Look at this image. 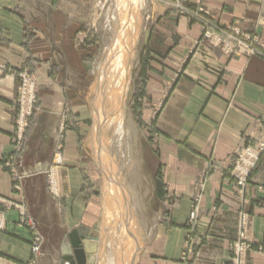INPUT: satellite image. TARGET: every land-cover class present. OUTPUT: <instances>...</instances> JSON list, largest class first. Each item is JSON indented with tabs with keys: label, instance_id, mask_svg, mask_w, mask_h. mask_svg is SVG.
<instances>
[{
	"label": "crops",
	"instance_id": "obj_1",
	"mask_svg": "<svg viewBox=\"0 0 264 264\" xmlns=\"http://www.w3.org/2000/svg\"><path fill=\"white\" fill-rule=\"evenodd\" d=\"M198 2L185 1L192 10ZM202 5L214 33H239L259 41L261 49L224 54L200 42L199 23L163 6L148 41L157 56L149 61L153 66L140 100L143 124H152L157 134L151 140L157 171L140 191L149 204H159L160 216L145 233L137 264H182L186 223L195 208L196 253L187 264H229L242 216L249 219V237L264 250V151L244 188L231 177L235 155L251 143H264V0H202ZM29 24L31 32L19 0H0V205L26 204L46 238L39 264H61L62 254L74 251L73 237L83 240L85 250L89 235L103 232L98 182L103 172L85 147L89 115L81 81L87 80L88 49L76 42L77 29L68 20ZM25 66L37 79V111L27 130H20L26 125L17 75ZM52 168L60 176L63 201L49 194L46 176ZM4 219L0 264H27L32 231L19 225L15 210L4 211ZM248 264H264V254L253 252Z\"/></svg>",
	"mask_w": 264,
	"mask_h": 264
},
{
	"label": "rangeland",
	"instance_id": "obj_2",
	"mask_svg": "<svg viewBox=\"0 0 264 264\" xmlns=\"http://www.w3.org/2000/svg\"><path fill=\"white\" fill-rule=\"evenodd\" d=\"M185 1L187 0H145L144 6L138 13L140 22L138 23L137 34L135 36L136 41L133 46V57L130 62L129 88L125 102V119H123L124 135L127 134L128 136L125 135L122 138L123 140L121 139L118 144L116 142V138L118 137L114 134H109L110 136L106 134L105 146L111 157L107 161L112 162L115 172L119 175L113 178L116 182L120 180L122 187L124 186L125 188L127 198H129L131 192L133 193L135 191V196L132 197L130 195L131 198H129L127 204L129 210L131 209L129 214L133 220L134 240L137 241V245L140 248V255L145 243H147V239L144 237L145 233L156 224L155 221L160 216L159 204L156 202L149 204L142 197L143 191H140L151 183L157 171L155 144L151 142L153 138L157 137V134L152 124H150L151 126H144L142 118L144 109L140 100L144 97L143 88L147 81V72L153 66L149 61L157 56L148 47V41L151 32L154 30L160 18V12L163 6L165 7L166 5L167 7L173 8L180 13V16H187L194 22L199 23L203 30L200 42L208 43L212 48L220 49L224 54L233 56L251 55L259 53L261 49L257 46L259 41L244 37L239 33L233 35L227 32V35L224 36L220 32H217L220 35L217 36V33L213 31L214 27L209 26L211 21L208 18L209 15L206 10L203 8L202 0H199L198 7L194 10L187 7ZM118 4V0H19V7L23 8L24 18L29 32H31L29 23L32 21L47 24L52 22L66 23L68 20L77 29L75 35L76 42L78 44L81 42L88 49L86 52L88 53L86 68L87 80L84 83L82 79L81 85L87 89V112L89 115V129L87 131L85 147L89 155V161L94 165L98 162L95 159L93 147L94 108L99 97V82L104 71V65L116 35L117 25L115 23V14L118 11L116 9L120 8ZM17 77L20 82L17 96V103L20 107L19 114L24 116L23 119H25L26 125L23 127V124H20L19 126L20 130H27L25 128L27 127V121L37 111L38 84L36 76L29 66H25V68L20 70ZM34 96L36 99L33 101ZM74 127L73 120L71 128L73 129ZM144 138L148 142H145ZM21 140L22 137H20L19 142ZM262 144L260 146L259 142L249 144L247 148L238 152L232 160L231 177L241 188L246 186L251 174L257 168ZM150 148L152 150L151 152ZM62 150V144H56L58 154ZM53 170L52 168L46 176L49 194L57 201H63L65 196L58 181L60 176H58V173L55 174ZM99 177L100 180L98 182L100 184L102 183L101 189L104 206L106 176L103 173V177L101 175ZM156 177L158 178V176ZM157 182L159 181L157 180ZM87 184H91L89 180ZM9 210L18 212L19 225L29 227L32 231L33 236L30 243L32 259L27 264H39L38 261L42 257L46 243L41 226L31 216L29 217L26 204L25 206L15 207L2 203L0 205V232L5 231L6 221L4 219V211ZM166 214L169 215L170 212L163 213V215ZM196 219L197 209L195 208L186 223L189 229V235L186 239V246L182 255V264H187L188 258L193 257L196 253L194 237L192 238V229L195 227ZM240 221L238 238L229 247V264H248L249 257L253 252L264 254L263 248H259L256 241L248 235L249 219L242 216ZM168 225H171V222H168ZM100 226H102L103 232L100 236L99 234L97 236V231H93L89 235L90 237L86 240L88 246L85 245V253V250H83L84 247L82 246L83 240L73 237L71 239V245L74 251H72L71 255L62 254L61 264H102V259L107 253L114 255L121 253L123 250L118 243V237L121 230L125 228V224L123 226L116 222L106 224L104 219V222H101ZM140 255H138V260Z\"/></svg>",
	"mask_w": 264,
	"mask_h": 264
},
{
	"label": "bare ground",
	"instance_id": "obj_3",
	"mask_svg": "<svg viewBox=\"0 0 264 264\" xmlns=\"http://www.w3.org/2000/svg\"><path fill=\"white\" fill-rule=\"evenodd\" d=\"M118 2L120 8L116 9L118 11L115 14L117 26L116 32H114L116 35L104 65V71L99 82V97L94 108L93 147L95 159L98 161L97 166L106 176L105 223L116 222L122 226L125 224V228L121 230L118 237V243L123 251L115 255L107 253L102 259V264H137L140 248L137 241L134 240L133 222L130 220L127 204L129 198H127L120 180L118 179L119 181L116 182L113 178L119 175L115 172L112 162L107 161L111 157L105 142L106 134H114L118 137L116 138L118 144L127 135H124L123 119H125V102L129 88L130 62L133 57V46L140 22L138 13L144 6L145 0H118Z\"/></svg>",
	"mask_w": 264,
	"mask_h": 264
},
{
	"label": "built area",
	"instance_id": "obj_4",
	"mask_svg": "<svg viewBox=\"0 0 264 264\" xmlns=\"http://www.w3.org/2000/svg\"><path fill=\"white\" fill-rule=\"evenodd\" d=\"M34 100V99H33ZM33 103V102H32ZM264 143L261 145L260 151H263Z\"/></svg>",
	"mask_w": 264,
	"mask_h": 264
}]
</instances>
